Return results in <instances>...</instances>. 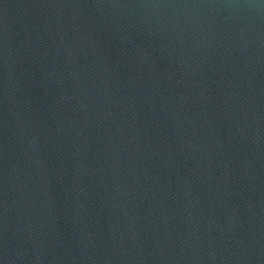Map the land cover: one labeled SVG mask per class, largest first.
Instances as JSON below:
<instances>
[{"label":"water","instance_id":"water-1","mask_svg":"<svg viewBox=\"0 0 264 264\" xmlns=\"http://www.w3.org/2000/svg\"><path fill=\"white\" fill-rule=\"evenodd\" d=\"M0 264H264V0H0Z\"/></svg>","mask_w":264,"mask_h":264}]
</instances>
